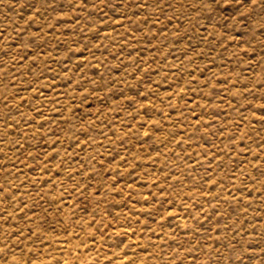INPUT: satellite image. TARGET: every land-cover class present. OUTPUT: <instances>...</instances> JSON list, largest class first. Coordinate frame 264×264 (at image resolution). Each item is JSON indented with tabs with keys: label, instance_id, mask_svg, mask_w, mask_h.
Segmentation results:
<instances>
[{
	"label": "rangeland",
	"instance_id": "obj_1",
	"mask_svg": "<svg viewBox=\"0 0 264 264\" xmlns=\"http://www.w3.org/2000/svg\"><path fill=\"white\" fill-rule=\"evenodd\" d=\"M0 264H264V0H0Z\"/></svg>",
	"mask_w": 264,
	"mask_h": 264
}]
</instances>
